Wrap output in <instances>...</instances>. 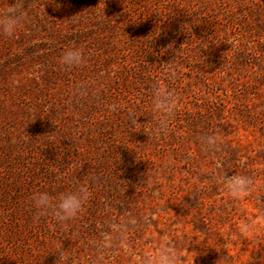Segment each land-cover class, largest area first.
<instances>
[{"label":"rangeland","instance_id":"rangeland-1","mask_svg":"<svg viewBox=\"0 0 264 264\" xmlns=\"http://www.w3.org/2000/svg\"><path fill=\"white\" fill-rule=\"evenodd\" d=\"M0 264H264V0H0ZM75 48L84 63L66 68ZM156 84L175 101L149 132ZM115 105V111L109 110ZM220 140L205 151L203 135ZM248 175L238 200L218 179ZM88 184L71 221L30 196Z\"/></svg>","mask_w":264,"mask_h":264},{"label":"clouds","instance_id":"clouds-1","mask_svg":"<svg viewBox=\"0 0 264 264\" xmlns=\"http://www.w3.org/2000/svg\"><path fill=\"white\" fill-rule=\"evenodd\" d=\"M23 21V15L18 7H8L0 11V34L12 36ZM60 63L66 68L79 67L84 63V57L80 50L69 48L60 57ZM116 106L110 105L109 110L115 111ZM152 113H158L160 118L156 120L153 128L143 129L147 134L162 131L166 126L167 118L175 111V101L166 87L156 84L152 91ZM149 137V136H148ZM220 140L212 135H203L201 144L205 151L214 152L220 148ZM218 179L224 184L225 190L233 200L249 194L252 187V179L248 175L235 173L231 176L224 173ZM91 197L88 184H82L69 191H62L52 195L48 191L33 192L30 196L32 207L36 210V219L50 216L57 224H64L75 218L83 209ZM182 259L177 251L170 247L167 241L158 245L151 255L143 257V264H177Z\"/></svg>","mask_w":264,"mask_h":264}]
</instances>
